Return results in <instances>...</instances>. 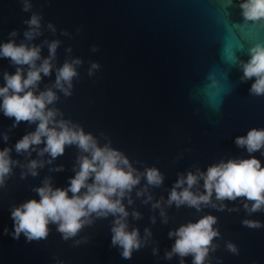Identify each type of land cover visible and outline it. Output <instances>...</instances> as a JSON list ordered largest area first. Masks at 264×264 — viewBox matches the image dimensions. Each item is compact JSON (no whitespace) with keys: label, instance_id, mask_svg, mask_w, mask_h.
Wrapping results in <instances>:
<instances>
[{"label":"water","instance_id":"95a60500","mask_svg":"<svg viewBox=\"0 0 264 264\" xmlns=\"http://www.w3.org/2000/svg\"><path fill=\"white\" fill-rule=\"evenodd\" d=\"M31 11H23L22 0H0V43L8 40L9 32L17 29V42L23 39L33 11L42 17L43 35L36 39H59L56 64L65 59L80 57L79 77L73 81L72 94L65 97L58 91L56 102L64 115L91 132L100 144L110 139L114 148L125 153L135 167L155 166L164 174V183L150 189L155 199L164 196L178 177L199 166L206 169L211 163L249 154L238 148L234 138L252 128H264V96L250 94L253 80L241 81V69L227 63L235 54L238 61L249 59V49L264 43V19L245 20L240 0H31ZM231 4L230 6L228 4ZM51 22L56 32L47 29ZM66 31L67 35H62ZM225 44L227 45L224 50ZM97 50L93 51V46ZM71 47V53L66 49ZM222 50L223 57H222ZM42 54H48L47 46ZM100 67L88 75L91 63ZM15 71L7 59H0V72ZM215 72L219 84L212 85L209 73ZM44 77L40 87L54 81ZM3 83L0 77V84ZM13 120L0 113V133L8 131ZM35 125L21 123L11 129L7 145L13 146L12 156L25 164L38 158L18 155L15 142ZM6 146L0 138V147ZM43 147V145H41ZM78 150L67 147L65 153L51 165L46 164L39 175L21 178L20 166L14 168L6 185L0 188V264H180V258H164L174 238L168 232L182 223L203 215L217 217L220 237L215 238V251L209 253L210 264H264V227L249 228L243 219L264 224V211L249 215L244 201H225L223 211L204 207L175 205L166 208L168 223H162L159 210L136 198L129 212L138 210L140 219L129 216L130 226L139 227L141 236L149 227L152 236L148 244L135 251L130 260L111 247L112 217L93 218L77 236L64 240L49 225L46 239L27 242L23 234L14 239L10 208L36 197L32 190L51 176L55 186H67L74 175L72 166ZM255 155L264 164L260 152ZM47 159V156L44 157ZM63 164L61 172L50 171ZM144 181L142 180L141 186ZM202 190V182L200 186ZM235 208L238 211H228ZM156 216V223L151 217ZM8 228V233L4 228ZM80 241V243H76ZM238 248V254L227 250V242ZM158 254H153V249ZM192 264V257L184 258ZM206 264L208 262L206 261Z\"/></svg>","mask_w":264,"mask_h":264},{"label":"clouds","instance_id":"9594fccd","mask_svg":"<svg viewBox=\"0 0 264 264\" xmlns=\"http://www.w3.org/2000/svg\"><path fill=\"white\" fill-rule=\"evenodd\" d=\"M22 5L25 12L33 7L31 0H22ZM240 8L245 20L264 19V0H240ZM42 20V15L33 11L30 18L24 21L27 27L23 39L17 42L19 32L13 29L8 34L10 38L0 43V59H7L15 67L14 72H0L3 80L0 84V113L13 120L9 130L0 133L6 144L0 147V188L6 185L16 166L23 169L20 174L22 179L29 175L36 177L41 168L51 165L65 153L67 147L75 146L78 153L72 166L74 175L68 177L66 187L55 186L52 177L45 176L42 183L32 189L39 199L32 197L11 206L10 234L14 239H19L21 234L27 242L46 239L49 225L54 224L62 238L69 240L86 225H91L93 218L111 216V247L120 250L121 258L130 260L133 253L145 247L152 236L149 227L141 236L139 227L130 226V215L134 219H140L142 215L135 209L129 212L128 206L134 203L133 192L136 198H143L145 205L150 204L152 210L158 209L165 224L169 219L166 208L173 205L176 208H194L197 212L204 207L223 211L227 208L225 201L242 199L243 208L249 215L264 211V164L252 155L260 152L264 156V128L252 127L246 134L234 138L235 145L249 154L247 157L222 158L206 169L194 166L186 173L180 172L167 199L164 196L155 199L150 189L160 187L165 179L159 168L145 166L143 170L138 169L125 153L112 146L110 139L105 137L107 142L101 145L97 137L86 132L80 124L64 118L63 112L55 106L59 99L58 91L65 97L72 94L73 81L79 77L78 66L83 61L80 57H72L58 66L57 49L61 41L44 39L40 43L35 42L43 35ZM47 29L56 32V26L51 22L47 24ZM67 34L62 32V35ZM45 45L48 49L46 56L42 54ZM226 48L225 44L224 50ZM92 50H97L95 45ZM66 51L71 53V47ZM233 60L242 71L240 80H253L250 94L264 96V43H256L249 49L247 61H238L234 52L226 62ZM99 67L98 62L93 61L88 75L92 76ZM53 71L54 81L41 88V81L44 77H51ZM209 79L213 86L219 84L215 72L209 73ZM21 123L35 125L14 144L18 155L31 157L36 152L38 158L27 159L25 164L13 158V146L7 145L9 132ZM45 156L47 159H44ZM63 170V164L50 169L54 172ZM227 210L238 211L235 208ZM150 219L152 224L156 223L155 215ZM216 224L217 217L206 214L170 230L168 236L174 238V242L170 250L165 251L164 258L170 260L177 256L180 264H185L184 258L191 256L192 264H206V261L210 264L209 253L216 248L213 241L221 235L214 227ZM242 224L254 229L264 227L261 221L247 218L242 220ZM8 231L5 227L4 232ZM226 248L238 254V248L232 242H227ZM153 254H158L157 248L153 249Z\"/></svg>","mask_w":264,"mask_h":264}]
</instances>
